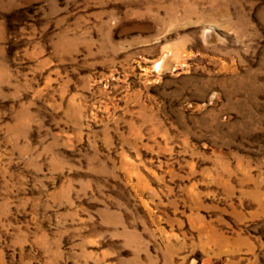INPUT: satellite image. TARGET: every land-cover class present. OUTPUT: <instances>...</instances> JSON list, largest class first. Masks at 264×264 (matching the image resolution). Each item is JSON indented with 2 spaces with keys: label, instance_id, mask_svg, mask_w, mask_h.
Segmentation results:
<instances>
[{
  "label": "rangeland",
  "instance_id": "1",
  "mask_svg": "<svg viewBox=\"0 0 264 264\" xmlns=\"http://www.w3.org/2000/svg\"><path fill=\"white\" fill-rule=\"evenodd\" d=\"M0 264H264V0H0Z\"/></svg>",
  "mask_w": 264,
  "mask_h": 264
}]
</instances>
